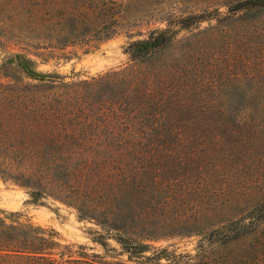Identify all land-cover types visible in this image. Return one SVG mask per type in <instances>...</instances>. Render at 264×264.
Returning <instances> with one entry per match:
<instances>
[{
	"label": "trees",
	"instance_id": "obj_1",
	"mask_svg": "<svg viewBox=\"0 0 264 264\" xmlns=\"http://www.w3.org/2000/svg\"><path fill=\"white\" fill-rule=\"evenodd\" d=\"M158 1L15 0V24L59 49L165 27L86 80L3 60L0 178L107 231L129 262L264 264V0L177 16L153 13ZM20 215L0 209V264H108ZM169 234L199 236L197 254L152 246Z\"/></svg>",
	"mask_w": 264,
	"mask_h": 264
},
{
	"label": "rangeland",
	"instance_id": "obj_2",
	"mask_svg": "<svg viewBox=\"0 0 264 264\" xmlns=\"http://www.w3.org/2000/svg\"><path fill=\"white\" fill-rule=\"evenodd\" d=\"M214 0H159L156 6L150 7L153 13L181 15L182 13H200L205 4ZM15 0H0V65L6 58L22 53L33 59L37 70L43 73H57L67 78V81L86 80L109 71L118 70L130 64L126 53L128 44L133 40L146 38L149 32L156 28H164L161 23L151 25L139 24L132 30L134 38L120 34L101 43L97 48L87 50L80 46H69L63 49L47 43L32 41L25 28L14 21ZM149 24V23H148ZM216 23L205 22L193 33L204 30ZM23 29V32H22ZM184 32L181 36L186 35ZM0 209L8 213L21 214L22 221L48 229H54L62 242L74 247H84L89 255L97 254L108 264H136L129 262L128 257L121 252L120 245L107 231L88 221H80L76 212L60 203L49 201L45 206L30 202L26 191L10 182L5 183L0 178ZM107 237V247H103L98 238ZM199 236L169 234L160 237L152 246L158 250H168L180 255L181 260L188 262V256L197 254ZM162 264H166L162 260ZM188 264V263H186Z\"/></svg>",
	"mask_w": 264,
	"mask_h": 264
}]
</instances>
